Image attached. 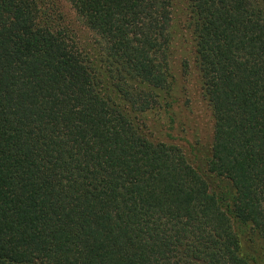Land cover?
<instances>
[{"label":"trees","instance_id":"1","mask_svg":"<svg viewBox=\"0 0 264 264\" xmlns=\"http://www.w3.org/2000/svg\"><path fill=\"white\" fill-rule=\"evenodd\" d=\"M66 2L0 0V264H264V0ZM179 2L205 153L147 130Z\"/></svg>","mask_w":264,"mask_h":264},{"label":"rangeland","instance_id":"2","mask_svg":"<svg viewBox=\"0 0 264 264\" xmlns=\"http://www.w3.org/2000/svg\"><path fill=\"white\" fill-rule=\"evenodd\" d=\"M66 10L67 16L74 17L69 11L66 0H56ZM174 18L178 32L174 40L173 68L177 74L176 118L171 123L167 114L161 110L148 113L147 130L155 139L177 142L185 151L190 152V145L198 143L201 153H205L212 134V117L209 106L202 96L198 73L194 68L192 56V34L186 27L182 5L177 3ZM82 37L90 40V35L82 27L75 25ZM189 66L185 67L184 61ZM172 135L173 138L169 136Z\"/></svg>","mask_w":264,"mask_h":264}]
</instances>
